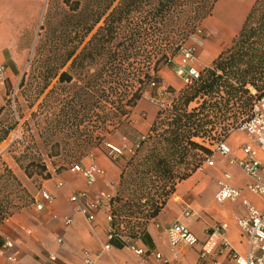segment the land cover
<instances>
[{
    "label": "trees",
    "instance_id": "1",
    "mask_svg": "<svg viewBox=\"0 0 264 264\" xmlns=\"http://www.w3.org/2000/svg\"><path fill=\"white\" fill-rule=\"evenodd\" d=\"M62 2L67 10L54 30L56 65L45 71L42 92L52 80L58 86L53 89L74 87L68 90V97L56 99V126L76 136L86 112L95 106L102 112L104 124L127 118L148 87L160 83V70L171 66L199 31L200 22L211 14L216 0ZM49 4L50 0L47 7ZM61 46L65 50L62 56ZM23 82L24 78L20 86ZM166 91L173 95L172 100L157 112L145 139L122 167L112 199L115 235L111 244L141 238L176 183L189 177L211 154L207 140L223 141L249 115L253 101L264 95V0L254 1L230 46L191 85ZM7 135L5 131L1 141ZM67 151L75 153L76 149L69 146ZM35 167L40 174L46 170L44 165ZM44 176L48 178L49 173ZM14 212L0 197V223ZM117 217L140 221L134 225L137 229L131 227L125 235Z\"/></svg>",
    "mask_w": 264,
    "mask_h": 264
},
{
    "label": "crops",
    "instance_id": "2",
    "mask_svg": "<svg viewBox=\"0 0 264 264\" xmlns=\"http://www.w3.org/2000/svg\"><path fill=\"white\" fill-rule=\"evenodd\" d=\"M254 1L216 0L211 14L207 16L208 25L217 27L216 33L212 34L204 47L197 49L194 60L188 63L189 66L198 69L209 66L220 50L228 48L231 38L240 30ZM220 4H226V7L223 6L222 20L219 21L215 18V12ZM43 8L44 0H0V63L5 65V76L10 82L17 76L21 64L14 54L22 51L31 41L35 22L40 20ZM23 19L28 21V25L21 27L20 22ZM173 70L170 66L160 70L157 90L170 86L177 92L176 85L181 77L171 78L170 72ZM3 88L0 85V97L3 95ZM148 99L150 98L144 95L129 117V129L140 137L144 132H149L157 114L156 106ZM122 140L129 145L134 144L125 135ZM224 142L230 147L235 159L244 157L243 149L249 146L264 164V150L249 135L232 132ZM209 147L212 149L214 145ZM87 162L86 158L81 164L87 165ZM95 162L102 169V173L92 185H87L81 174L70 168L64 169L57 173V177L46 179L41 184V191L50 194V202L40 198L41 191H30L35 203L40 202L43 205L42 209L38 210L32 205L14 212L0 223V264H87L86 254L92 264H234L233 254L244 255L248 252L246 238L236 222L238 217L246 213V209L238 202L218 203L215 194L219 181L226 180L224 175L228 174L226 181L240 188L243 197L261 211H264V197L249 192L246 189V185L250 183L247 175L238 165L230 163L227 157L219 153L214 154L212 165L202 164L189 177L176 183L174 192L158 215L148 222L141 238L129 242L125 240V243L117 245L109 241L111 248L108 251L103 250L109 225L105 211L98 209L95 220L89 222L77 210L76 205L69 201L70 195L75 191H86L91 198L98 196L100 192L114 194L120 180L122 164H116L101 155L95 156ZM18 178L23 181L20 174ZM66 218L71 221L67 225L64 224ZM176 221L187 226L198 238L194 247L182 244L171 246L166 228ZM217 225L222 229L223 240L215 236L209 238L210 229ZM8 241L12 243L11 248L5 247ZM205 243L210 254L201 259L200 251ZM131 244L160 253L162 258L156 259L151 254L136 256L129 247ZM8 256H14L15 261H8ZM50 256H55V261H51Z\"/></svg>",
    "mask_w": 264,
    "mask_h": 264
},
{
    "label": "rangeland",
    "instance_id": "3",
    "mask_svg": "<svg viewBox=\"0 0 264 264\" xmlns=\"http://www.w3.org/2000/svg\"><path fill=\"white\" fill-rule=\"evenodd\" d=\"M47 5L48 0H44L45 8L42 10L40 20L35 22L31 41L22 48V51L14 54L15 59L21 62L20 69L12 82L8 78L5 79L3 95L0 97V197L4 200V205L15 212L32 205L35 206L36 203L30 191H41L42 182L50 178V176L45 178V173H49L52 170L58 173L70 168L73 163L81 164L86 161L87 156L90 154H92L94 161L96 155L106 156L111 159L106 144L113 143L117 144V146L126 144L123 143V135L127 137L129 142L134 143L133 146L128 144L133 149H136L137 144L141 141L139 134L129 129L131 128L130 114L121 122L112 119L104 124L102 112L96 106L93 110L86 112L87 115L84 117V122L77 134L81 135V138L77 135L73 136L72 132L68 134L67 130H60V126H56V114L58 111V101L56 99L59 95L68 97V90L72 91L74 87L63 85L53 89L57 86V83L52 80L42 92L46 81L44 80L47 74L45 71L56 65L53 50L55 49L57 34H55L54 30L61 14H63L64 10H67L62 0H50L49 7ZM224 5L226 7V4H220L215 12V18L219 21L222 20ZM23 21L20 22L21 27L28 25L26 19H23ZM198 27L199 31L185 44V48L190 47L194 50V55L197 49L204 47L207 40L211 39L212 34L216 33L217 30L216 26L208 25L207 17L200 22ZM225 49L220 50L217 56ZM60 53L61 56L65 54L63 46L60 47ZM178 55L173 59L174 61H177ZM209 66H201L197 69L202 72L204 68ZM170 67L174 68V63ZM170 75L173 79L176 77L180 78L174 70L170 72ZM82 76L80 75L79 79H83ZM22 78H24V82L20 86ZM185 87L182 79L176 85L177 91ZM50 90L52 91L50 92ZM166 90L167 87L157 90V85L155 87L149 86L144 94L150 98L148 101L156 106L157 112L165 109L173 98V95L167 93ZM161 92L165 93L160 94ZM151 93L154 98H151ZM194 105L192 103L190 106ZM15 130H19L21 138L27 141L36 153L24 147L19 140L14 141L9 146H6V143L2 145L1 137L4 136V132L8 131L5 139L7 140L10 136V131ZM232 132L246 135L244 131L238 128L233 129L230 133ZM142 135H147V132ZM17 136L19 137V134ZM76 137L79 139H76ZM225 139L226 137L222 140L224 141ZM207 141L206 145L210 146L217 141V138ZM58 145L59 147H57ZM69 146H74L76 152L67 151ZM56 151L58 155H54ZM41 156L46 159L47 166L42 162ZM132 157L133 154L126 152L119 159L111 160L116 162V164H122L123 167L126 161ZM26 165H28L27 173L24 170ZM41 165L46 168L42 174L35 167L41 168ZM7 171L12 173V176L15 177L20 185L10 178L11 176ZM28 172H31L32 175L29 176ZM18 174L22 176L23 181L18 178ZM116 194L117 187L114 190V195ZM116 221L119 222V227L123 230V233L127 235L131 227H135L134 225L140 220L117 217ZM135 229L137 228L135 227ZM128 241H131V239L128 238Z\"/></svg>",
    "mask_w": 264,
    "mask_h": 264
},
{
    "label": "built area",
    "instance_id": "4",
    "mask_svg": "<svg viewBox=\"0 0 264 264\" xmlns=\"http://www.w3.org/2000/svg\"><path fill=\"white\" fill-rule=\"evenodd\" d=\"M178 58L179 60L177 61L173 60L174 71L179 77H181L184 85L189 86L200 75V71L197 68L189 66L188 64L195 58L194 50L190 47H184L180 51ZM5 78V65L0 63V85L4 84ZM153 85L154 84L152 83L151 86ZM151 98H154V96ZM238 129L249 135L258 147L261 150H264V95L253 101L249 115L246 116L239 124ZM10 132L9 138L3 141L6 142V146H9L14 141L19 140L24 147L29 148L36 153L34 149L30 147L29 143L21 138L19 130ZM17 134H19V137ZM141 139H145V135H142ZM213 145L214 147L211 149V154L205 156L202 164L212 165L213 156L216 153L227 157L230 163L238 165L243 173L250 179V183L246 185V189L249 192L264 197V164H262L256 157L254 150H252L249 146H246L243 149L245 154L244 157L235 159L232 155L230 147L224 141L215 142ZM106 146L109 149V155L112 160L119 159L126 152L134 154L135 151V149L129 147L128 144L117 146L112 143H107ZM41 160L47 166L46 159L41 156ZM87 160V165L73 163L71 164L70 169L81 174L87 185H92L97 176L102 173V169L94 161L92 154L87 156ZM49 176L50 178L57 177L56 171H49ZM224 177L227 180L229 175L225 174ZM226 180L219 181V188L215 194V200L218 203L238 202L246 209V213L243 216L238 217L236 222L242 235L246 238L249 250L244 255L237 253L233 254L232 259L234 264H264V211L254 207L248 199L243 197L242 190L240 188L232 186ZM113 197L114 194L100 192L98 196L91 198L86 191H75L69 197V201L76 205L77 210L89 222L95 220L98 209H103L105 211V218L109 224L107 228V242L103 245V250L105 251H108L111 248L109 241L115 235V229L111 225L113 221ZM40 198L46 202H50L52 200L47 191H41ZM176 198L177 197L175 196L174 199ZM35 207L40 210L43 205L40 202H36ZM70 222L69 218L64 219V224L67 225ZM166 233L168 240L173 247L180 244L188 247H194L198 243V238L189 230V228L177 221L171 223L166 228ZM223 235L222 229L218 225L210 229L209 238L215 236L218 239L223 240ZM206 245L207 243H205L203 249L200 251L201 259H205L210 254V250L206 248ZM5 247L11 248L12 243L10 241L6 242ZM129 247L136 256L143 257L151 254L156 259L162 258L160 253L149 251L134 244H131ZM254 250L257 252L255 253ZM49 258L51 261H55L56 259L55 256H50ZM7 259L10 262L15 261L14 256H8ZM85 262L87 264H92V260L87 254L85 255Z\"/></svg>",
    "mask_w": 264,
    "mask_h": 264
},
{
    "label": "bare ground",
    "instance_id": "5",
    "mask_svg": "<svg viewBox=\"0 0 264 264\" xmlns=\"http://www.w3.org/2000/svg\"><path fill=\"white\" fill-rule=\"evenodd\" d=\"M223 37V36H222ZM218 47V46H217Z\"/></svg>",
    "mask_w": 264,
    "mask_h": 264
}]
</instances>
